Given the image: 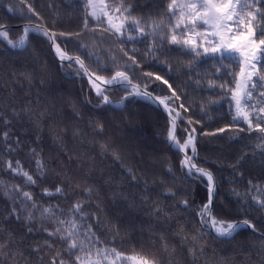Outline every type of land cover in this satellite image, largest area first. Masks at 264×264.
Listing matches in <instances>:
<instances>
[{
    "label": "trees",
    "instance_id": "1",
    "mask_svg": "<svg viewBox=\"0 0 264 264\" xmlns=\"http://www.w3.org/2000/svg\"><path fill=\"white\" fill-rule=\"evenodd\" d=\"M107 1L126 8L125 14L146 28L170 20L171 0ZM257 7L264 11V0ZM24 23L46 26L63 50L84 57L98 75L124 72L161 98L172 97V90L144 74L168 80L178 99L166 103L175 115L181 112L177 138L194 136L195 154L188 152L216 180L213 217L247 220L254 229L241 226L232 237L213 233L207 217L200 216L209 199L207 181L190 176L184 159L169 154L168 116L127 95L123 86L101 85L98 95L85 70L59 61L45 36L30 30L25 37V27L14 26ZM2 25L10 27L3 31L6 38L0 36V264H264V207L255 203L264 200V139L244 122H234L228 91L236 86L242 62L201 50L196 56L169 43L168 29L161 27L129 40L103 17H93L86 0H0ZM260 30L257 26V39ZM21 39L24 48L8 43ZM257 68L264 75V57ZM253 83L249 106L264 107L259 95L264 85L256 76ZM104 95L119 105L103 103ZM76 204L82 206L79 212ZM13 207L19 219L11 215ZM45 208L54 214L44 215ZM72 220L77 224L73 239L84 241V251L69 249L60 238ZM57 228L60 235L50 236ZM98 249L119 255L109 251L105 259Z\"/></svg>",
    "mask_w": 264,
    "mask_h": 264
},
{
    "label": "snow or ice",
    "instance_id": "2",
    "mask_svg": "<svg viewBox=\"0 0 264 264\" xmlns=\"http://www.w3.org/2000/svg\"><path fill=\"white\" fill-rule=\"evenodd\" d=\"M262 2V0H254V2H249V0H183V2L178 3L177 0H171V4L169 5L170 12L174 15L175 12H179V16L176 18V23L173 25L172 28L169 29L171 35L169 38V43L187 46L190 51L194 52L196 56L201 55V45L197 43L196 39H178L177 35L175 34V30L177 29H187L191 27L193 32L195 30V26L199 23L202 26H208L216 31L212 33L214 37H219V40L215 43V46L211 47H204L202 49L204 55L212 54L213 56H217L220 59H225L228 57H234L238 61L242 63H247L248 67L251 71L247 73L241 68L240 76L243 78L242 81H237L236 86L233 89H229L228 91L231 92L233 101L235 103V116L233 117L234 122H244L247 126L249 131L255 129L258 133L261 134V139H264V107H259L256 104H252V112L245 111L244 109L249 106L252 101V90L255 89L256 85L253 83V76L264 85V75H261L259 69L257 68L258 63H260L261 57H264V21L258 19V16H264V11L257 7V4ZM91 3V0H90ZM28 10L33 12L36 15L39 13H35V10L32 9L31 5H28ZM120 11V9H117ZM124 11H127L125 8ZM93 17H97L95 11L91 13ZM109 24L111 25L112 29L118 34L122 33V28L124 27L123 24H112L111 20L109 19ZM131 24L133 26V30H138L141 34L144 33V29L137 28L136 26L139 24V21L132 20ZM260 26V38H256V27ZM161 26L159 24L154 25L153 32L159 29ZM34 31L41 33L43 36L49 37L52 39L55 36V33H52V36H49L48 30H42L40 27H35L30 29L29 27L24 28L25 37L27 36L29 31ZM229 33L230 39L225 42L223 40V36L221 32ZM61 35H64L61 33ZM78 35V34H76ZM184 35H190L188 32H184ZM198 36H203L205 34L198 33ZM0 36L7 37L6 32H0ZM129 40L133 39V37L129 36ZM8 43L16 48H24L25 47V39H21L18 44L13 43L11 40ZM56 53L58 58L61 60L64 59H72L71 57H67L65 53L62 52L59 45H56ZM154 47L150 48L149 51H154ZM259 53V55H258ZM133 63H136L135 58H131ZM76 62L83 67V62L79 61L76 58ZM94 75V73H93ZM148 78H153L155 81H160L164 85L167 86L168 89L172 90V97H155L148 93L146 90L142 91L140 85L132 84L131 80L124 72H116L115 75L112 77L111 80L107 81V83H118L125 87L126 91H128L129 96H136L148 101H159L161 104L164 105L166 109H168V104L166 101L173 97L177 98L176 92L172 89V85L169 83L168 80L164 79L162 76L155 75L151 72L144 74ZM102 79V78H97ZM218 87L223 88L224 85H217ZM144 88H147V84L144 85ZM97 94L100 95L101 93L97 90ZM261 99L264 100V93L259 94ZM127 99V97H125ZM103 103H110L108 96H103ZM183 107V105H181ZM169 115L171 116L172 110L168 109ZM180 113H176L175 117H172L171 121V130L169 131L168 139L169 143L173 145L177 150H182L187 152L189 148L193 154H195V144H194V136L189 135L187 140L180 144L177 140V137L174 135L175 128H176V117H178ZM253 120L256 121L253 124ZM189 124L192 123L191 120L188 121ZM199 123V122H197ZM195 129H193V132ZM217 131L223 132L225 131L224 128H220ZM8 133H3V137L6 139ZM17 143H19L17 141ZM11 150V149H10ZM190 158L185 156V160L182 162V165L188 169V174L191 176L194 173L198 174L200 177H206L207 181V188L209 191V200L208 203L205 204L200 212V216L202 221L205 217L208 218L210 222V226L215 230L216 234L220 237H232L235 232H237L241 225L245 227H254L250 224L249 221L244 220L240 222H225V221H218L211 215V195L214 188L213 183V176L210 172L203 168L196 167L194 164L189 163ZM38 166H40V161H37ZM17 167H19V162L17 161ZM8 168L12 169V163L8 162ZM15 171V169H12ZM130 171V170H129ZM29 183H35L33 177L29 175L27 172L20 173ZM42 174V173H41ZM19 191V189H17ZM62 189L57 187L56 192H61ZM47 192V190H46ZM48 195H52V193L47 192ZM22 196L27 201H32L31 195L27 192H22ZM187 204V201H184ZM255 203L264 207V200H255ZM32 206L35 207V203L32 202ZM81 204L74 205V211L79 212L81 209ZM44 215H53V210L51 208L43 209ZM11 215H16L17 219H19V215L17 214V209L15 207L11 210ZM83 218V217H82ZM26 219L31 220L33 219L32 213L29 212ZM61 225L65 224V221H58ZM71 228L65 232L63 236H60L61 239H66L68 241V247L72 250H79L84 251L85 245L84 241L81 240L79 244L77 243L76 239H73L74 231L77 230V224L75 220L70 222ZM31 231V229H29ZM90 231V227L88 229ZM60 228H57L54 232L49 233L50 236L52 235H60ZM78 236L79 233L76 232ZM85 238L88 239L90 242L92 241L91 237L87 236V232L84 233ZM111 251L113 254L119 255L115 253V249H98L97 255H103L105 259L107 258L108 252ZM76 261L80 262L81 257L77 256ZM53 264H55V260H53ZM60 264H64V261H60ZM99 264V261L96 262ZM145 264H151V262H145Z\"/></svg>",
    "mask_w": 264,
    "mask_h": 264
},
{
    "label": "rangeland",
    "instance_id": "3",
    "mask_svg": "<svg viewBox=\"0 0 264 264\" xmlns=\"http://www.w3.org/2000/svg\"><path fill=\"white\" fill-rule=\"evenodd\" d=\"M86 2L88 4V6H89L90 14L93 11H95L96 14H97V17H103L105 22L110 27H111V25L108 22L109 19L111 20L112 24H117V25L123 24L124 25V27L122 28V33L126 32L129 36H140V35H142L138 30H133V26L131 24L132 20H137V19L129 18L125 14L124 10H122L121 8L111 7L107 0H91V3H90V0H86ZM177 2L181 3V2H183V0H177ZM249 2H252V1L249 0ZM117 9H120V11H117ZM178 16H179V12L178 11L175 12L174 15L172 13H170V16H169L170 20L168 22L162 23L161 29H165V28L168 29L169 38H170V35H171L169 29L172 28L173 25L176 23V18ZM137 21H139V20H137ZM136 27L144 29V33H145V32H153L154 25H152L151 28H146L145 26H143L139 22V24ZM214 31H216V30L211 28V27H208V26H202L201 24L198 23L195 26L194 32H193V29L191 27H189L187 29H183V28L177 29V30H175V34L177 35L178 39H181V40H183V39H196L197 43L201 45L200 50L202 51V49L204 47L215 46L214 42H217L219 40V37H214L212 35V33ZM184 32H188V33H190V35L185 36ZM198 33H203L205 35L198 36V35H196ZM221 35L223 36V40L225 42H227L230 39V34L229 33H224L222 31ZM258 55H259V53H258ZM257 67H258V65H257ZM242 68L244 69V71L246 73L248 71H251V69L248 67L247 63H242ZM242 79L243 78L239 74V77H238L237 81H242ZM253 79H254V76H253ZM94 84H95L96 90H99V92H100L101 91V84L99 82H97V81H95ZM233 105H234V112H235L236 110H235L234 101H233ZM244 110L251 113L252 112V107L248 106ZM145 262H150V261L149 260H145V261L141 260L140 264H145Z\"/></svg>",
    "mask_w": 264,
    "mask_h": 264
},
{
    "label": "water",
    "instance_id": "4",
    "mask_svg": "<svg viewBox=\"0 0 264 264\" xmlns=\"http://www.w3.org/2000/svg\"><path fill=\"white\" fill-rule=\"evenodd\" d=\"M21 26H23V27H29L30 29H32V28H35V27H40L42 30H48L49 31V36H52V32H51V30L50 29H48L46 26H44V25H40V24H32V23H24V24H20ZM15 26H18V25H15ZM8 28V26L7 25H2V26H0V32H3V31H5L6 29ZM47 39L49 40V42H50V45H51V48H52V51H53V53H54V55H55V57L59 60V61H66V62H73V63H77L76 62V58H78L79 59V61H82L83 62V69L85 70V72H86V74H87V76L91 79V80H94V81H97V82H99L101 85H103V86H106V87H111V86H122L121 84H118V83H107V81H106V79H110L109 77H105V76H102V75H98V74H96V73H94L93 71H92V68H91V65H90V63L84 58V57H82V56H79V55H71V54H69L68 52H66L65 50H63L60 46V49H62V51H63V53H65L66 54V56L67 57H71L72 59H64V60H61V59H59L58 58V55H57V53H56V45H58L57 44V41H56V37L55 36H53L52 37V39H49V37H47ZM77 64H79V63H77ZM80 65V64H79ZM93 73H94V75H93ZM115 75V74H114ZM113 75V76H114ZM112 76V77H113ZM128 76V75H127ZM102 78V79H97V78ZM129 77V76H128ZM129 79H130V77H129ZM131 80V79H130ZM131 82H132V84H135V85H140V84H138V83H135V82H133L132 80H131ZM124 87V86H123ZM140 88H141V90L142 91H144V90H146L148 93H150L152 96H155V97H158V96H156V95H154L153 93H151L150 91H148L147 89H145L142 85H140ZM128 95V94H127ZM143 99V98H142ZM144 100H146V99H144ZM111 103H113V104H115V105H119V103H114V102H112L111 100H109ZM148 101V100H147ZM149 102H151L152 104H154L157 108H159V109H161L167 116H168V118H169V121H170V123H171V121H172V117H175L176 115L173 113V111H172V114H171V116L169 115V111H168V109H171V107L168 105V109H166L165 107H164V105L163 104H161L159 101H154V102H152V101H149ZM177 113H180V115H181V112L180 111H177ZM170 130H171V126H170ZM177 131H178V126H177V117H176V128H175V132H174V135L177 137ZM177 140H178V138H177ZM168 141V152H169V154L170 155H172V156H177V157H181V158H183L184 160H185V156H187V157H189L190 158V161H189V163L190 164H194L196 167H199L198 165H197V163H196V160L194 159V157L188 152V150H187V152H184V151H182V150H179L178 152H176V153H174V152H172L171 150H170V143H169V139L167 140ZM179 141V140H178ZM186 141V140H185ZM185 141H183V142H180L179 141V143L180 144H183ZM199 168H201V167H199ZM206 170V169H205ZM208 171V170H207ZM208 172H210V171H208ZM211 173V172H210ZM212 174V173H211ZM212 176H213V183H214V188H213V192H212V195H211V205H210V208H211V215H212V217H213V205H214V202H215V199H216V197H217V195H218V189H217V185H216V180H215V177H214V175L212 174ZM203 179H205L206 180V177H202ZM209 200V199H208ZM207 203H208V201H207ZM207 220H208V218H207ZM241 221H244V220H241ZM232 222H240V221H232ZM251 224V223H250ZM208 225H209V228H210V230L213 232V233H215L216 234V232H215V230L210 226V222H209V220H208ZM252 225V224H251ZM241 226H244V225H241ZM251 229H254L253 227H250ZM217 235V234H216ZM218 236V235H217Z\"/></svg>",
    "mask_w": 264,
    "mask_h": 264
},
{
    "label": "bare ground",
    "instance_id": "5",
    "mask_svg": "<svg viewBox=\"0 0 264 264\" xmlns=\"http://www.w3.org/2000/svg\"><path fill=\"white\" fill-rule=\"evenodd\" d=\"M18 26H21L20 24H17ZM15 26V25H14ZM8 27H10V26H8ZM46 37V36H45ZM47 38V37H46ZM52 49V48H51ZM62 50V49H61ZM53 52V51H52ZM63 52V51H62ZM54 54V53H53ZM55 56V55H54ZM112 79V77L110 78V79H106V81H109V80H111ZM170 147L171 148H173V149H175V150H177L173 145H171L170 144ZM177 151H179V150H177Z\"/></svg>",
    "mask_w": 264,
    "mask_h": 264
}]
</instances>
